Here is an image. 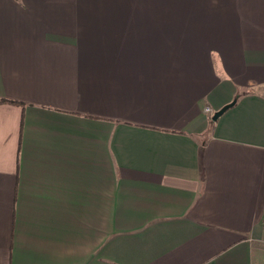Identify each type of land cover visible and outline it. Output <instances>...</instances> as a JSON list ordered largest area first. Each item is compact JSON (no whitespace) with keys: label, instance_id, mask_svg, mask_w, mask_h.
Returning <instances> with one entry per match:
<instances>
[{"label":"crops","instance_id":"0c3cea01","mask_svg":"<svg viewBox=\"0 0 264 264\" xmlns=\"http://www.w3.org/2000/svg\"><path fill=\"white\" fill-rule=\"evenodd\" d=\"M96 1L0 0V264H264V0Z\"/></svg>","mask_w":264,"mask_h":264},{"label":"rangeland","instance_id":"374dc122","mask_svg":"<svg viewBox=\"0 0 264 264\" xmlns=\"http://www.w3.org/2000/svg\"><path fill=\"white\" fill-rule=\"evenodd\" d=\"M114 2H115V4H114V7L113 8H119V4L121 3V0H114ZM112 0H107V3H114ZM106 0H97L96 1V5H95V7H97V8H99V9H105L106 8ZM206 107H210V106H206ZM205 107V108H206ZM205 108H204V111H205ZM211 108V107H210ZM212 109V108H211ZM206 112V111H205ZM207 113V112H206ZM208 113H210L211 115H214V111H213V109H212V111L211 112H208ZM207 113V114H208Z\"/></svg>","mask_w":264,"mask_h":264},{"label":"water","instance_id":"95a60500","mask_svg":"<svg viewBox=\"0 0 264 264\" xmlns=\"http://www.w3.org/2000/svg\"><path fill=\"white\" fill-rule=\"evenodd\" d=\"M235 103V101H232L231 103L226 104L225 106H223L221 109H219L218 111H216L213 115V119L216 121L220 115H222V113H224L225 111H227L231 106H233Z\"/></svg>","mask_w":264,"mask_h":264},{"label":"built area","instance_id":"2783aa9c","mask_svg":"<svg viewBox=\"0 0 264 264\" xmlns=\"http://www.w3.org/2000/svg\"><path fill=\"white\" fill-rule=\"evenodd\" d=\"M205 111L208 113V112H211L212 109H211L210 107H206V108H205Z\"/></svg>","mask_w":264,"mask_h":264}]
</instances>
